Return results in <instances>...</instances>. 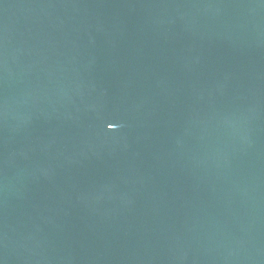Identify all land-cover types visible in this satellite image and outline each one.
Wrapping results in <instances>:
<instances>
[{
  "label": "water",
  "instance_id": "obj_1",
  "mask_svg": "<svg viewBox=\"0 0 264 264\" xmlns=\"http://www.w3.org/2000/svg\"><path fill=\"white\" fill-rule=\"evenodd\" d=\"M0 264H264V0H0Z\"/></svg>",
  "mask_w": 264,
  "mask_h": 264
},
{
  "label": "snow or ice",
  "instance_id": "obj_2",
  "mask_svg": "<svg viewBox=\"0 0 264 264\" xmlns=\"http://www.w3.org/2000/svg\"><path fill=\"white\" fill-rule=\"evenodd\" d=\"M107 127H108V128H112V127H113V124H112V123H109V124L107 125Z\"/></svg>",
  "mask_w": 264,
  "mask_h": 264
}]
</instances>
